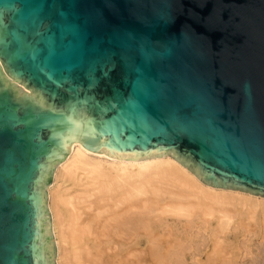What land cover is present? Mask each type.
I'll use <instances>...</instances> for the list:
<instances>
[{
	"label": "water",
	"instance_id": "1",
	"mask_svg": "<svg viewBox=\"0 0 264 264\" xmlns=\"http://www.w3.org/2000/svg\"><path fill=\"white\" fill-rule=\"evenodd\" d=\"M78 144L264 200V0H0V264H57Z\"/></svg>",
	"mask_w": 264,
	"mask_h": 264
},
{
	"label": "bare ground",
	"instance_id": "2",
	"mask_svg": "<svg viewBox=\"0 0 264 264\" xmlns=\"http://www.w3.org/2000/svg\"><path fill=\"white\" fill-rule=\"evenodd\" d=\"M47 192L57 264H264V200L173 159L115 163L78 144Z\"/></svg>",
	"mask_w": 264,
	"mask_h": 264
},
{
	"label": "rangeland",
	"instance_id": "3",
	"mask_svg": "<svg viewBox=\"0 0 264 264\" xmlns=\"http://www.w3.org/2000/svg\"><path fill=\"white\" fill-rule=\"evenodd\" d=\"M170 220H171V219H170ZM231 240L233 241L232 243H236V242H237V240H234V237H233V236H231ZM255 240H258V238H256ZM253 243L255 244L256 242H252V244H253ZM258 244L260 245V243H258ZM258 244H257V245H258ZM253 248H254V250L258 251V250H257L258 247H256V245H254ZM263 249H264V248H262V250H263ZM255 253H256V252H255ZM188 255H189V254H188ZM203 258H205V256H203ZM244 258H246V259H244ZM244 258L241 260L242 262H243V261H244V262H248V261L250 260V257H249V256H246V257H244ZM189 259H190V260H189ZM186 260L189 261V263H190V262H191V258H190V256H189V257L187 256ZM245 260H246V261H245Z\"/></svg>",
	"mask_w": 264,
	"mask_h": 264
}]
</instances>
